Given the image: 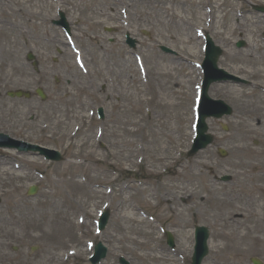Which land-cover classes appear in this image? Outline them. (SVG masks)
<instances>
[{
	"label": "rangeland",
	"instance_id": "rangeland-1",
	"mask_svg": "<svg viewBox=\"0 0 264 264\" xmlns=\"http://www.w3.org/2000/svg\"><path fill=\"white\" fill-rule=\"evenodd\" d=\"M32 1L33 9L42 10L43 26L26 28L20 20L29 34L18 37L16 48L0 37V64L3 51L10 50L25 67L21 73L0 68V133L58 150L64 160L47 163L0 149V264H89L97 242L108 250L100 264H119L120 256L130 264H189L195 225L210 232L202 264H251V258L264 263V127L256 125L259 113L249 114L258 102L264 104V91L256 87H264L259 71L264 60L254 66L246 62L248 56H264V15L253 9L264 7V0ZM58 7L86 68L77 65L76 54L63 45L62 30L53 25ZM3 9L0 4V19ZM125 33L137 40L134 50L124 44ZM204 34L223 51L219 68L246 83L209 87L210 99L228 104L232 116L206 119L213 144L188 157L201 78L194 64L202 62ZM33 36L40 40L28 41ZM241 40L245 47L238 49ZM159 46L177 57L161 53ZM28 53L37 69L26 60ZM36 87L46 101L34 95ZM16 90L30 91L33 98L6 95ZM97 107L104 110L103 121L96 117ZM75 127L80 131L74 133ZM217 149H224L226 157L220 158ZM88 152L94 157L87 159ZM162 156L167 161H159ZM225 175L232 180L219 182ZM30 186L38 187L33 197L26 194ZM123 187L128 189L120 195ZM205 187L222 192V199L234 197L237 211L213 208L204 202L206 193L189 201L180 194L182 188L194 193ZM144 189V195L130 197ZM107 191L120 198L105 196ZM122 206L136 208L143 223L120 221ZM104 209L109 220L97 233L95 223ZM182 211L183 229L176 219ZM227 220H241L239 232L249 236L241 254L218 252L217 237ZM165 231L174 239V250L167 247Z\"/></svg>",
	"mask_w": 264,
	"mask_h": 264
},
{
	"label": "bare ground",
	"instance_id": "bare-ground-1",
	"mask_svg": "<svg viewBox=\"0 0 264 264\" xmlns=\"http://www.w3.org/2000/svg\"><path fill=\"white\" fill-rule=\"evenodd\" d=\"M39 0H36V2H38ZM31 3H33L32 0H10L9 2H5L3 0H0V4L3 8H7V11L3 9V13H2V18L0 19V37L5 41V43H7V46H12L14 48H16L19 44H18V37L21 38V36H28V32H26L20 25V20L26 24V28L27 27H34V29H40L45 23V17L42 15V10L41 9H33V5H31ZM10 7H15L16 10L11 9ZM22 7L21 10H19V8ZM21 12V16H19V13ZM11 17H16L14 20L12 19V21L14 23H9V21H11ZM184 23V22H183ZM93 26V24H92ZM28 30V29H27ZM13 35V36H12ZM10 38L13 39L12 42H9ZM33 40H40V37H30V39L28 38V41L30 40L32 42ZM251 39V38H250ZM253 42V41H251ZM75 44V42H74ZM64 45V44H63ZM4 55V62H2L0 64V68H9V70L14 71L16 73H21L24 70V65L21 63V58L20 56L16 53V52H12L10 50H4L3 53ZM229 57H231L229 55ZM83 58V57H82ZM248 60H246V62L252 66L257 65L256 62H258L259 60H264V56H257V57H252V56H248ZM84 66L86 65L85 61H83L82 63ZM259 68V67H258ZM260 73H262L264 77V68H259ZM261 81V80H260ZM256 87L259 90H263L264 91V87L261 84H256ZM259 104H256L255 108L251 109V111L249 112V114L256 115L257 113H259V116L257 118H255V122L256 125L259 127H264V104H261L260 102H258ZM247 114V115H249ZM87 155L85 156L87 159L94 157L93 156V152H88L86 153ZM165 154V153H164ZM159 161H167L163 156L161 158H159ZM177 161H173V164H176ZM170 165V164H169ZM168 165V166H169ZM186 169L184 168L182 171L178 172L181 175L183 174V172ZM180 182H183V179H179ZM182 184H187L186 183H182ZM188 186V185H187ZM172 186H166L164 187V191H168V189H171ZM119 191H117L119 194L122 193H126V190L128 189L127 187H123V188H118ZM180 194H182V196L184 197V199L186 201L189 200H193L195 198L200 197L201 193H206V198H204V202H210L213 208H216L217 210L221 211L227 207H230L231 210L233 211H237L236 208H234L233 205H231V201L235 200V198L233 197V199H229V200H225L222 199L223 193L220 191H216L213 188H209V187H205V188H201L199 191H196L194 193H188L186 191H184V188L180 189ZM145 189L144 190H139L137 192H135L134 194H132V196L130 197H136L137 195H144ZM89 194L93 197L96 198L95 196H98L99 192H89ZM101 194V192H100ZM105 196H107L106 193H104ZM121 195V194H120ZM109 196H114L118 197V195H114L112 193V195L109 193ZM153 196V194H150V198ZM120 198V196L118 197ZM162 199H166V203L170 202V199L167 198V195H163V197H161ZM122 204L126 203V199H121ZM173 208H171L172 210ZM137 209L130 207V208H123L119 207V212H122L123 214L120 216V221L125 222V223H143V219L142 218H137ZM234 218H238V216H234ZM176 219L178 220V226L181 227V229H183L186 226V217L184 212H179L176 213ZM240 223L241 220H227L224 224H225V232H221L219 234V236L217 237L218 240V244L219 246V251L221 250H232V252L234 253H242V247L245 243V241H247V239L249 238V236L245 233H240L239 232V228H240ZM79 227H82L84 225V222H79ZM88 234V232H86ZM228 241L226 245H223L221 241ZM212 247L213 248H217L218 245L214 244L212 242ZM158 261L160 260V257L158 258Z\"/></svg>",
	"mask_w": 264,
	"mask_h": 264
},
{
	"label": "water",
	"instance_id": "water-1",
	"mask_svg": "<svg viewBox=\"0 0 264 264\" xmlns=\"http://www.w3.org/2000/svg\"><path fill=\"white\" fill-rule=\"evenodd\" d=\"M237 46L241 47L243 46V43H238ZM221 54L220 50L218 48L213 47L212 43L209 42L208 46V56L206 60V65L203 69L206 70L208 77L204 83L203 86V99H202V106H201V111H200V120H199V126H198V137L195 140L194 146L190 152V155L195 154L197 151L205 148L208 144L211 143L212 138L209 135H205L206 132V125L204 123V119L208 117H214V118H220L223 115H228L230 114L231 110L224 105L222 102H213L211 101L207 96H206V91L210 83L215 82V81H222V80H227L230 77H228L224 72L222 71H216V61L219 58V55ZM30 59H32V56H29ZM10 97H25L28 98L30 95L28 93H24L21 91H17L15 93H8ZM36 95L41 97L42 99H45L44 94L40 89H36ZM0 146L8 147V148H13L17 147L18 149L21 150H29V148L25 146H18L15 142H12L8 140L6 136L0 135ZM32 150H37L38 148L33 147L30 148ZM41 152L49 153L48 158L51 160L59 161L60 156L56 152L52 151H45V150H40ZM220 154L222 156L225 155L223 151H220ZM36 189H31L28 194L33 195L35 193ZM107 214H105L102 218L101 221V228L104 227L107 221ZM208 237V232L204 228H199L196 230V247H195V253L192 258V263L191 264H200L201 260L203 259L204 256L207 254V247H206V239ZM168 242L170 245H172V239L169 236L168 237ZM96 248V257L93 259V263H97L100 259L104 258L105 256V249L102 248L100 245H98Z\"/></svg>",
	"mask_w": 264,
	"mask_h": 264
}]
</instances>
